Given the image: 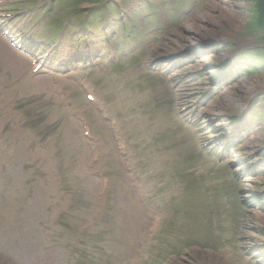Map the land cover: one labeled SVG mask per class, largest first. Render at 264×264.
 <instances>
[{"label":"rangeland","instance_id":"obj_1","mask_svg":"<svg viewBox=\"0 0 264 264\" xmlns=\"http://www.w3.org/2000/svg\"><path fill=\"white\" fill-rule=\"evenodd\" d=\"M15 1H0V5L3 10L12 7L17 15L30 10L15 25L26 33L43 32L42 39L50 36L60 41V55L69 47L78 48L72 39L77 30H52L70 13L81 12L89 18L91 32L98 35L104 51L114 54L115 67L106 64L105 57L92 58L98 54L94 52L85 69L72 74H78L77 79L53 86L46 75L40 87L30 78L28 59L21 63L14 56L15 65L4 69L0 42V253L6 252L0 254V264H37L38 254L48 257L54 252L41 264H264V172L255 178H238L240 168L231 169L237 167L235 158L208 155L188 125L176 113L171 112L175 118L170 115L168 87L175 86L178 72L170 76L172 82L160 73L148 78L151 73L143 72L142 84L137 79L148 59L207 41L224 43L218 56H207L208 65L239 50L245 51L248 61L264 44V31L256 27L257 0H108L100 7L96 5L105 0ZM93 8L102 10L96 20L91 17ZM77 29L85 31L80 25ZM53 63L57 65V59ZM252 64L221 95L211 97L206 77L185 79L180 87L191 101L208 98L196 107L193 122L199 126L221 112L238 120L249 111L246 118L252 133L238 157L246 159L258 152L253 156L256 161L264 154V55ZM200 66L196 63L179 71L191 75ZM82 76L94 83L93 106L79 92ZM62 85L66 98L56 93ZM74 113L88 116L91 140L84 139ZM123 133L129 141H124L125 136L117 139ZM205 133L212 140L210 127ZM43 146L45 150L37 153ZM93 153H98L99 162L90 167ZM132 154L141 163L125 169ZM22 161L29 165L22 167ZM104 170L113 173L112 187L108 198L96 202L99 180L94 182L95 175ZM189 186L194 191L187 195ZM254 196L259 197L253 205ZM65 198H69L67 207ZM240 201H245L246 209ZM50 212L52 227L47 226ZM161 216L169 229L175 226L171 230L177 229L176 235L169 234L171 230L152 231V221ZM191 229L195 230L192 236L186 233ZM20 242L28 247V256L19 261L10 257V246ZM143 242L148 244V257ZM200 242L205 248L193 245ZM182 243L184 248L193 246L182 253Z\"/></svg>","mask_w":264,"mask_h":264},{"label":"trees","instance_id":"obj_2","mask_svg":"<svg viewBox=\"0 0 264 264\" xmlns=\"http://www.w3.org/2000/svg\"><path fill=\"white\" fill-rule=\"evenodd\" d=\"M258 9L256 8V22L259 28L264 26V0H257Z\"/></svg>","mask_w":264,"mask_h":264},{"label":"bare ground","instance_id":"obj_3","mask_svg":"<svg viewBox=\"0 0 264 264\" xmlns=\"http://www.w3.org/2000/svg\"><path fill=\"white\" fill-rule=\"evenodd\" d=\"M194 31L196 32L197 30L196 29H194ZM196 34L198 35V36H200V37H203V35L201 34V33H197L196 32ZM184 40H186V37L183 39V41ZM196 41V40H195ZM201 41V40H200ZM41 79H36V81H40ZM38 192H41V189L40 188H38ZM38 206V205H37ZM42 208H43V206H41L40 207V211L42 210ZM0 235L1 236H3V233H2V231H0ZM1 241V240H0ZM2 242V241H1ZM12 253V252H11Z\"/></svg>","mask_w":264,"mask_h":264}]
</instances>
